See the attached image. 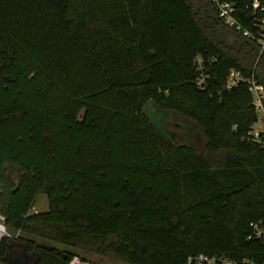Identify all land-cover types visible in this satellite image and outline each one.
Here are the masks:
<instances>
[{
	"label": "trees",
	"instance_id": "16d2710c",
	"mask_svg": "<svg viewBox=\"0 0 264 264\" xmlns=\"http://www.w3.org/2000/svg\"><path fill=\"white\" fill-rule=\"evenodd\" d=\"M219 1L256 35L252 0ZM230 69L264 113V43L209 0H0V212L24 231L0 258L68 264L40 234L128 264L263 261L264 134L249 137L257 109L246 83L224 87Z\"/></svg>",
	"mask_w": 264,
	"mask_h": 264
},
{
	"label": "built area",
	"instance_id": "2783aa9c",
	"mask_svg": "<svg viewBox=\"0 0 264 264\" xmlns=\"http://www.w3.org/2000/svg\"><path fill=\"white\" fill-rule=\"evenodd\" d=\"M215 5L216 16L217 18L226 26L233 27L237 31H241V33L247 37L255 38L262 48L264 43V17L259 19H254L252 25L258 27V31H256V35L245 29L236 19L234 15V7L229 1H219V0H209ZM251 9H258L259 11L264 13V0H252L251 1ZM244 82L247 85V89L251 94V102L254 104L257 110H260L264 119L263 108L260 102V90L256 87V83L252 75L249 77H245L239 70L230 69L227 72V75L224 79V87L230 88L236 86L237 84ZM261 134H264V120L261 127H251L249 130V137L255 140H261ZM249 225L251 226V232L247 235V237H261L263 235L261 228V220L258 219L256 221H249ZM4 235H8L7 227L4 223V216L0 213V238ZM245 260V259H244ZM218 261L221 264L235 263V260L228 256H208L203 253H197L195 255H188L187 262H194L195 264H212L213 262ZM0 264H13L7 261H4L0 258ZM68 264H110L108 262L103 261H94L88 259L80 254L73 253L71 254ZM249 264H264V260L261 262L250 261Z\"/></svg>",
	"mask_w": 264,
	"mask_h": 264
},
{
	"label": "rangeland",
	"instance_id": "374dc122",
	"mask_svg": "<svg viewBox=\"0 0 264 264\" xmlns=\"http://www.w3.org/2000/svg\"><path fill=\"white\" fill-rule=\"evenodd\" d=\"M263 116L260 110H257V119L253 123V127H261L263 123ZM162 123L166 124V120L162 119ZM167 127V126H166ZM169 128V127H168ZM185 128V127H184ZM172 129V128H169ZM174 134L176 135L178 132H181L182 129L180 130H174L172 129ZM17 174H15L14 178H17ZM47 209V196L45 192L39 191L33 200V203L30 207V213L35 212V211H43ZM1 213V212H0ZM7 232L8 235L11 234V236H16L20 234H24V231L21 229H10L7 227ZM34 239L38 241H43L49 245H53L59 249L63 250H68L71 251L72 253H77L80 254L88 259L94 260V261H103V262H108L110 264H128L123 258L115 255L111 251H99L97 247L95 246H90V245H72V244H67L62 241H59L57 239H54L50 236L47 235H34L32 236Z\"/></svg>",
	"mask_w": 264,
	"mask_h": 264
},
{
	"label": "water",
	"instance_id": "95a60500",
	"mask_svg": "<svg viewBox=\"0 0 264 264\" xmlns=\"http://www.w3.org/2000/svg\"><path fill=\"white\" fill-rule=\"evenodd\" d=\"M11 259L17 263H24L25 262V255L23 250H17L11 252Z\"/></svg>",
	"mask_w": 264,
	"mask_h": 264
},
{
	"label": "flooded vegetation",
	"instance_id": "af4514ba",
	"mask_svg": "<svg viewBox=\"0 0 264 264\" xmlns=\"http://www.w3.org/2000/svg\"><path fill=\"white\" fill-rule=\"evenodd\" d=\"M0 192H1V188H0ZM0 198H1V195H0Z\"/></svg>",
	"mask_w": 264,
	"mask_h": 264
}]
</instances>
